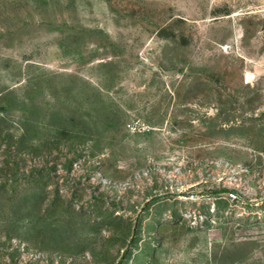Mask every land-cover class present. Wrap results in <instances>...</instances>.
Segmentation results:
<instances>
[{"label":"rangeland","instance_id":"obj_1","mask_svg":"<svg viewBox=\"0 0 264 264\" xmlns=\"http://www.w3.org/2000/svg\"><path fill=\"white\" fill-rule=\"evenodd\" d=\"M0 264H264V0H0Z\"/></svg>","mask_w":264,"mask_h":264}]
</instances>
